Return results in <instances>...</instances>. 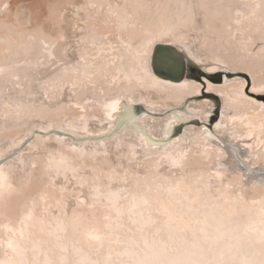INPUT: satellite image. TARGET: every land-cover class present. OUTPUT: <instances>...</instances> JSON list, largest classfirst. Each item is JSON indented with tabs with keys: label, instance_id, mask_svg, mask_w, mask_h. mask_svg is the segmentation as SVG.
<instances>
[{
	"label": "snow or ice",
	"instance_id": "obj_1",
	"mask_svg": "<svg viewBox=\"0 0 264 264\" xmlns=\"http://www.w3.org/2000/svg\"><path fill=\"white\" fill-rule=\"evenodd\" d=\"M58 7L48 4L45 11L38 5L33 12L24 5H18L16 28L27 29L19 31L18 35L32 41L39 39L49 60H56L52 50L56 49L59 41L66 40L61 25L64 23L66 8L73 7L74 15L79 18V14L83 12L84 19L81 22L90 24L91 27L80 28L81 33L87 31L88 35L78 39L76 50L79 51V59L75 63H69L66 58L60 61L64 65L62 72L65 75L71 73L75 77L72 87L96 89L100 79L109 80L108 70L114 68L116 75L111 77L109 87L119 81L126 84L127 88L125 94L114 95L103 105L107 121L111 122L114 119L118 121V125L108 123L107 134L90 132L86 117L82 115L79 117L83 122L81 125L70 123L67 128L57 127L52 123L41 125L39 132L30 131L24 138L14 140L7 149L0 151V216L6 221L2 227L8 234L6 245L0 241V248L4 249L0 264H264V199L245 200L243 181L247 173L234 176L227 185L223 184L224 177L218 170L209 172L207 176L200 172L193 183H186L183 177L173 183L168 177L159 174L157 169V175L151 179L147 175L141 176L138 172L132 173L134 187L129 188L127 185L130 172L123 164H113L108 159L96 160V157L100 156L107 158L109 156L107 149L102 152H89L82 147L89 142L104 145L115 140L119 148L121 133L135 135L140 137L142 144L132 146V159L128 160L129 164L137 157L136 147H140L149 151L162 149L159 160L167 161L170 168L184 170L188 167L189 152H174L169 151V148L181 141L187 142L185 137L178 140H170V137L172 126L191 119L190 113L181 116L176 110H172L171 119L162 125L163 137L157 140L138 126L142 118L134 115L132 111V105L135 103L132 93L137 88L148 85L167 87L153 72L157 55L161 64H166L172 58L174 50H178L197 64H204V60L192 52L188 33L189 26L192 31L195 30L196 9H205L208 6L179 4L176 6L177 10H183L179 23L155 27L141 25L139 23L141 13L151 12L153 7L158 11L161 8L167 11L169 6H153L143 3L142 0L124 5H113L107 0L101 2L89 0L79 6H65L64 11H58ZM246 7L249 8L247 16L239 11L236 16H244L250 22L258 19L259 23L264 24V0ZM9 8L10 4L3 5L4 10ZM205 20L207 21V16ZM99 23L105 27L115 26L118 45L112 43L108 35L100 34L96 27ZM235 23L240 25L242 20L237 19ZM48 26H51V31L48 30ZM4 28L8 35L4 37L3 42L11 46L14 43L11 39L13 26L4 25ZM125 32H129L127 38L123 35ZM232 39H235V36ZM241 43L246 57L255 62L252 66L241 69L251 78L242 81L241 85L250 89L252 93L264 95V37L260 40L259 48L251 38ZM81 45L85 46L83 50H80ZM121 48L124 50L123 53L120 52ZM64 51L66 53L67 48ZM126 56L130 64L127 69L124 66ZM101 60L102 63H95ZM117 61L120 62L119 66ZM215 63L221 65L220 60ZM205 67L209 72L218 70L213 66ZM222 67L224 71L234 70L227 63ZM11 71V68L0 67V74ZM10 78L19 80L18 75ZM58 83L56 80L45 82L43 85L45 100L48 99L47 88L55 87ZM16 87L20 85L17 84ZM63 87L61 84V90ZM173 87H176L177 91L186 92L189 89L195 90L199 85H189L185 82ZM6 90L5 88L3 91ZM3 91H0V94H3ZM236 94L254 110L258 109L254 111V116L243 118L248 121L245 125L248 132L241 139L252 141L243 145L245 149H255L259 153L264 150V103L251 98L240 88L236 89ZM220 95L223 96V93ZM229 100L235 102L231 97ZM88 103L91 101L85 100V104ZM74 106L81 112L86 111L79 104ZM36 107L34 104L26 106L6 102L4 108L9 111L3 114V119L7 121L9 115L13 114L17 119L22 115L43 119V105H40L39 112L35 111ZM221 127V124L216 125L217 129ZM81 131L86 134L84 137L76 135ZM69 132L72 136L68 135ZM201 133L200 139L205 145L202 155L207 156L210 151L207 147L208 141L216 140L217 143L219 141L207 127L201 129ZM94 135L98 139L91 141L89 138ZM53 136L58 144L63 145L66 141L68 151L76 154L80 161L91 158L100 167L88 168L83 163L78 165L71 157L59 151L53 154L45 146ZM36 140H40L41 143L36 144ZM42 148L48 152L47 165L44 169L49 181L46 187L55 189L56 179L62 177L64 181L59 187L60 197L56 199V205L62 211L61 217L55 218V227L37 215L39 203L44 204L45 214L52 207L48 202L49 194L41 192L39 199L28 195L33 183V173L14 167L17 161L20 164L24 163L22 158L25 156V149L39 153ZM233 157L243 164L235 149ZM144 158L150 159V156L145 153ZM121 159L126 157L117 155L116 160ZM36 167V163L31 164L32 169ZM14 171L22 173L19 183L13 182ZM81 172H91L92 175H80ZM213 177L221 183L213 185L211 182ZM103 178L107 179L106 184L102 183ZM71 181H76V187L80 189L88 187L89 196L86 200L82 198L83 192L73 191L77 207L83 206L87 211L73 209L69 216L64 194L68 191L67 185ZM114 184L124 186L114 188ZM259 184L264 187V178ZM252 186L255 187L256 184L253 183ZM121 200L128 203L121 204ZM14 204L20 210L19 228L13 226L9 217ZM257 204L259 208L254 209L252 206ZM125 217L128 218L130 226H126ZM37 224L40 226L39 234L42 237L40 239L35 238Z\"/></svg>",
	"mask_w": 264,
	"mask_h": 264
},
{
	"label": "bare ground",
	"instance_id": "obj_2",
	"mask_svg": "<svg viewBox=\"0 0 264 264\" xmlns=\"http://www.w3.org/2000/svg\"><path fill=\"white\" fill-rule=\"evenodd\" d=\"M89 2V0H0V67L11 68V72L0 74V91L5 88L3 94H0V151H4L9 145L18 139L24 138L30 131L39 132L41 125H47L52 123L57 127L64 126L70 123L81 125L83 122L79 120L80 116L86 117L87 126L92 133L107 134L108 123L118 125L117 120L111 122L107 121L105 116V109L103 107L106 100L110 99L114 95L125 94L126 84H122L119 81L116 85L109 87L111 77L116 75L114 68L109 69V80L100 79L96 89L72 87V81L75 79L71 73L65 75L62 72L63 64L60 61L64 58L69 63H75L79 59V51L76 50L78 39L81 36H87L88 33L80 32V28H89L91 25H86L81 21L84 19V13L79 14V18L74 15V8L67 7L65 13L64 23L61 25L66 40L59 41L56 49L52 50L56 56V60H49L46 52L43 49V45L39 39L34 41L28 40L27 37H21L18 35L19 31H27V29L16 28V16L17 6L24 5L33 12L39 5L46 11L48 4H53L58 7V11H64L65 6L68 5H82ZM93 2H101V0H93ZM107 2L113 5H124L126 3H134L136 0H107ZM143 3L162 6H169L165 11L161 8L159 11L153 7L151 12L141 13L139 17V23L144 27H155L161 24L179 23V17L183 10H177L176 6L179 4H193V5H207L205 9H196V22L195 30H191L189 26L188 39L192 52L198 57L204 60V64H197L191 60L192 63L198 66L207 74L216 72L221 73H233L232 75H224L217 78H203V82L191 81L189 79H183L182 81L174 80L175 75H168L172 79H164L157 75L158 80H162L165 86L148 85L142 88H137L132 93V98L135 101L134 104L142 107L141 111L137 114V117L142 118L139 121L138 126L145 132L150 133L155 139L160 140L163 137L162 125L171 119L172 110H176L178 115H185L190 113L191 119H186L183 123H177L172 126V136L170 140H178L180 137H185L187 142L181 141L179 144L171 145L169 151L179 152L188 151V167L184 170L170 168L167 161L159 160V155L162 154V149H143L136 147L137 157L133 160L132 164L128 163L131 157L132 146H138L142 144V140L139 136L124 135L121 133L120 146L117 147V141L111 140L107 144L97 145L93 142L84 144L82 147L89 151H104L107 149L109 156L107 158L100 156L96 157L97 161H103L108 159L113 164L121 163L124 168L130 172L129 184L127 187L133 188L132 173L138 172L141 176L147 175L151 177L157 175V169L159 174L168 177L173 183L180 180L182 177L186 183H193L198 174L203 172L205 176L209 172L219 171L224 179L223 184L227 185L229 181L233 180L234 176L240 173H247L244 184V198L245 200H260L264 199V187H261L259 182L264 178V150L257 153L255 149H245L243 145L245 143H252L246 139H241L247 135L248 128L245 125L248 123L243 118L245 116H254V108L248 105L246 102L240 100L237 97L236 89L240 88L245 94L253 99H256L260 103H264V99L259 93H252L248 88H244L241 85L242 81L246 79L239 77V73H246L242 71V68L250 67L255 62L246 57L242 47V41L251 38L256 47L259 48L260 40L264 37V24H261L257 20H246L244 16L249 13V8L246 5L252 3H258L260 0H142ZM5 3L10 4V8L3 9ZM219 6V7H217ZM241 12L244 16L237 17L236 13ZM259 16V12L257 14ZM207 16V21L205 17ZM237 19L242 20L240 25H237L235 21ZM4 25H12L13 32L11 39L14 42L11 46L3 42L4 37L8 35ZM100 34L108 35L112 43L118 45L116 40L117 31L114 25L105 27L102 23L96 25ZM231 29V31H229ZM259 29V30H258ZM48 30L51 31V26H48ZM127 38L129 32L123 33ZM235 36V39L232 37ZM206 44V46H204ZM23 45V46H21ZM11 47V50H9ZM85 46L81 45L80 50H83ZM67 48L65 53L64 49ZM120 52L124 50L121 48ZM173 54H179L178 50H174ZM173 55V56H174ZM187 57V56H185ZM179 58L177 59V61ZM220 60L221 65H216V61ZM40 61H43L41 64ZM90 63L92 61H89ZM160 62L158 56L155 63ZM95 63H102L96 61ZM156 63V64H157ZM227 63L233 71H224L222 65ZM19 67H16V65ZM120 62L117 61V66ZM179 64V61H178ZM182 64V61H181ZM205 65L217 67L215 72H209L206 70ZM125 69L130 67L127 56L124 60ZM157 66V65H156ZM247 74V73H246ZM13 75H18L19 80L11 79ZM122 79V78H121ZM251 78L248 76L247 80ZM56 80L59 83L55 87H48V99H44L45 88L43 85L45 82ZM188 82L189 85H199L195 90L189 89L186 92H180L176 90V87ZM19 84L20 87H16ZM64 87L60 88V85ZM205 85L206 93H214L217 95L219 103V113L217 114L218 122L212 127L210 123V117L214 109V103L208 99L195 101L196 97L201 95L202 85ZM211 86V90H209ZM250 92L252 94H250ZM223 93V96L220 95ZM232 98L234 103L229 100ZM85 100L91 101V103L85 104ZM142 101V102H141ZM6 102H11L13 105L16 103L24 105H36L35 111H41L40 105H43V119H36L35 117H28L22 115L19 119L15 115H9L7 121L3 119V114L8 112L9 109L4 108ZM79 104L86 109L85 112H81L79 108L74 105ZM183 109V111H181ZM145 112V113H142ZM115 115V114H114ZM197 119L198 125L191 124L192 120ZM196 124V123H195ZM217 124H221L220 129L216 128ZM207 127L213 132L219 143L216 140H209L207 147L210 149L209 155H202L205 151V145L200 139L202 133L201 129ZM185 129H187V135L185 136ZM174 131L176 133H174ZM72 136V133H68ZM78 137H84L86 134L82 131L76 134ZM91 141L98 139L95 135L89 138ZM36 144L41 143L40 140L35 141ZM45 146L48 147L53 154L57 151L63 153L66 156L71 157L79 165L83 163L88 168L100 167L98 163H94L93 159L86 158L84 161H80L76 154L68 151L67 142L63 145L58 144L53 136L52 140L47 141ZM236 150L239 154V158L243 160V164L239 160H234L233 150ZM145 153L150 156V159H145ZM222 153V155H221ZM117 155L126 157V159L116 160ZM259 156V158H257ZM24 163L20 164L17 161L14 165L15 169H25L28 172L33 173V183L28 191V195L35 196L39 199L41 192H47L49 194V203L52 207L45 214L43 212L44 204L39 203L37 207V215L42 216L46 223H50L55 227L56 219L61 217V208L56 205V199H59V187L64 184L61 178L55 180L56 188L46 187L49 184L47 175L44 173V169L47 165L48 152L42 148L39 153L30 149H25V156L22 158ZM36 163V169L31 168V164ZM250 169V172H249ZM118 171H122L118 169ZM22 173L20 171H14L12 179L14 183H19ZM52 175V174H48ZM71 175V174H69ZM80 175L91 176V172H81ZM43 176V179L40 177ZM213 185L221 183L220 180L213 177ZM102 183L106 184L107 179L103 178ZM253 183L256 184L253 187ZM124 185H113L114 188ZM68 191L64 194L67 202L68 215L71 216L73 209L77 211H87L81 207H77L76 199L72 195V192H83L84 199L87 200L89 196L88 187L80 189L76 187V181H71L67 185ZM55 198H52V197ZM90 202V201H89ZM121 204H127V201L121 200ZM254 209L259 208V205H253ZM98 211H100L98 209ZM9 217L13 222V226L19 228L18 219L20 217L19 207L14 204L13 209L9 213ZM6 221L0 216V241L5 242L8 238V234L4 232L2 225ZM125 224L128 225V218L125 217ZM39 224L35 227L36 237L40 239ZM3 248H0V258L3 256Z\"/></svg>",
	"mask_w": 264,
	"mask_h": 264
},
{
	"label": "water",
	"instance_id": "obj_3",
	"mask_svg": "<svg viewBox=\"0 0 264 264\" xmlns=\"http://www.w3.org/2000/svg\"><path fill=\"white\" fill-rule=\"evenodd\" d=\"M161 47H166V46H161ZM179 54H172V58L170 60H168V62L166 64H161V62L159 63H155V66L153 68V71L155 73H157V75H159L160 77H163L164 79H172L169 78L170 76L168 75H175L174 80L171 81H182L183 79H189L191 81H195L196 80H201L203 82V78H217V80L215 81H219V77L220 76H224V75H232L233 73H221V72H216V73H212V74H207L205 73L203 70L199 69L197 65H195L194 63H192V61L188 58L185 57V55H183L182 53H180L178 51ZM174 55V56H173ZM159 55L156 56V60L158 58ZM179 58V64L177 59ZM155 60V61H156ZM182 61V64H181ZM157 65V66H156ZM240 75H238L239 77H242L244 79H248V75L246 73H239ZM200 81V82H201ZM205 89V85H202V92L201 95H199L198 97H196L195 101H200L203 99H211L210 101L212 103H214V109L212 112V115L210 117V123L208 124L209 126H213L214 124H216L218 122L217 119V114L219 113V103L217 101L218 97L216 94L214 93H206L204 92ZM247 92H249V89H247ZM250 94H252L250 92ZM261 97V99H264V95L259 96ZM203 98V99H202ZM142 107L140 105L134 104L132 105V110L134 111L135 114L138 113V111H141ZM145 113V112H142ZM191 124L194 125H198L197 123L199 122L197 119H194L191 121ZM196 123V124H195ZM174 133H176L174 131Z\"/></svg>",
	"mask_w": 264,
	"mask_h": 264
},
{
	"label": "rangeland",
	"instance_id": "obj_4",
	"mask_svg": "<svg viewBox=\"0 0 264 264\" xmlns=\"http://www.w3.org/2000/svg\"><path fill=\"white\" fill-rule=\"evenodd\" d=\"M195 81L200 82L199 80H196V79H195ZM204 92H206V89H204ZM202 99H203V98H202ZM209 100H211V99H209Z\"/></svg>",
	"mask_w": 264,
	"mask_h": 264
}]
</instances>
